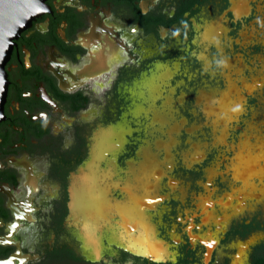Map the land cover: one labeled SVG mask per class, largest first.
I'll return each mask as SVG.
<instances>
[{
	"label": "flooded vegetation",
	"instance_id": "af4514ba",
	"mask_svg": "<svg viewBox=\"0 0 264 264\" xmlns=\"http://www.w3.org/2000/svg\"><path fill=\"white\" fill-rule=\"evenodd\" d=\"M33 1L36 15L12 40L4 65L0 264H264L262 209L241 220L233 218L231 209L219 212L232 196L250 200L242 174L264 152V130L231 154L237 165L229 176L232 187L225 186L203 204L201 198L187 200L194 221L201 220L204 207L227 221L217 237L213 227L208 239L192 235L191 247V235L176 220V201L166 200V209L158 203L166 193L158 181L166 179L162 161L171 143L169 132H160L159 141L147 147L127 136L122 147L119 125L134 106L162 125L174 112L163 99L182 90L188 106L204 97L215 106L211 109L231 112L225 108L232 103L227 79L239 77L236 68L244 58L264 55L261 45L238 48L234 42L255 17L254 3ZM200 54L210 55L216 75L209 85L218 81L215 92L203 84L209 75L203 72ZM181 118L190 120L189 111ZM107 136L110 146L103 141ZM207 162L190 171L193 176L172 173L168 179L199 178ZM151 163L158 167L153 171L157 176L150 174ZM139 223L163 248L162 257L128 248V236L142 238ZM173 238L179 247H173Z\"/></svg>",
	"mask_w": 264,
	"mask_h": 264
},
{
	"label": "rangeland",
	"instance_id": "374dc122",
	"mask_svg": "<svg viewBox=\"0 0 264 264\" xmlns=\"http://www.w3.org/2000/svg\"><path fill=\"white\" fill-rule=\"evenodd\" d=\"M250 1L254 3L255 17L240 32L234 42L238 44V48L245 44H257L261 45L264 50V0ZM209 56L208 54L199 55L203 61V72L209 75V78L205 75L203 84L206 88H210L212 92H215V89H218L219 86L216 85L218 81L209 85L216 75V71L209 63ZM242 62V65L236 68L238 72L240 71L238 73L239 77L235 78L234 81L228 78L230 81L227 79L226 82L228 87L231 88L229 96L232 97V103L225 106V108L232 111L224 113L225 115L211 109L215 106L209 105V100L204 97H199L200 99L193 106H188V97L182 90L177 97L172 95L165 98V100L163 99V103L167 105V108L174 110V112L170 116L167 115L168 117L162 125L154 124L150 121L149 114L144 108L140 109L135 106L132 110L125 111L121 122H119L123 133L121 136L122 147L127 143V136L129 137L128 141L132 139V141L140 143L141 146L147 147L148 143L159 141L160 132H169L171 143L168 147V155L162 161V167L165 169L163 176L166 179H157L160 182V187H164L166 193L164 198L158 199V203L163 205V209H166V200L170 202L171 199H174L176 201V220L182 223L181 227L185 225V231L188 235H191V247L195 244L192 235L197 234L201 238L208 239L207 231L213 227L212 234L217 237L220 234V229L226 226L227 221L221 218L223 215H217V212L214 213L209 207H204L200 213L201 220L195 219L194 221L196 217L191 213L192 209L187 207L189 203L187 200L190 199V202L193 201L192 203H194L195 200L201 198L203 204L207 198H211L214 194L218 196L222 190H225V186L230 187L232 178L229 176H232L231 173L237 167L236 162L231 161L233 159L231 157H234L231 154L235 151V147H238L241 143L245 145L250 135L252 136L257 131L264 130V55L260 53L248 56ZM246 73L249 76L245 75ZM137 97L142 99L140 96ZM215 101H218V99L215 98L213 102ZM133 103H136L134 99ZM185 111H189L191 118L183 122L181 117ZM179 118L181 120L177 122ZM181 129L185 131L184 135H182ZM103 141L107 146L111 145L109 136L104 138ZM262 154H259L257 158L255 170L258 174L252 175V177L256 176L258 180H250L251 176H249L243 189L247 192L250 200L247 203L241 202L238 196L235 195L231 197L232 200H229L227 204L220 205V211H217L226 213L228 209H231L233 218L241 220L253 216L258 213V210L261 211L262 209L261 216L264 219V152ZM205 161L208 162L205 166H202L203 170L199 178L180 177V180L176 182H170L168 179L172 173H175L174 176H193L190 171L197 170L198 165H202ZM157 168V165L150 164L149 170L152 176H157L153 173ZM196 192L200 195L197 196ZM233 192L230 195H233ZM222 196L223 194H221ZM229 204L232 205L229 207ZM206 208L208 211H206ZM177 224L175 222L172 225L176 228ZM92 229L94 228L87 229V232ZM179 244L176 238H173V247L177 248ZM106 247L110 252L113 251L110 244Z\"/></svg>",
	"mask_w": 264,
	"mask_h": 264
},
{
	"label": "water",
	"instance_id": "95a60500",
	"mask_svg": "<svg viewBox=\"0 0 264 264\" xmlns=\"http://www.w3.org/2000/svg\"><path fill=\"white\" fill-rule=\"evenodd\" d=\"M35 15L36 3L33 0H0V119L7 89L4 65L10 54L12 40Z\"/></svg>",
	"mask_w": 264,
	"mask_h": 264
},
{
	"label": "bare ground",
	"instance_id": "6f19581e",
	"mask_svg": "<svg viewBox=\"0 0 264 264\" xmlns=\"http://www.w3.org/2000/svg\"><path fill=\"white\" fill-rule=\"evenodd\" d=\"M210 33V32H209ZM226 110V109H225ZM248 135V134H247ZM244 137V136H243ZM258 139V138H257ZM246 143V142H245ZM254 147V146H253ZM260 152V150H259ZM252 155V154H251ZM263 156V154H262ZM254 157V156H253ZM257 156L256 158H253L252 159V163L248 166V168L244 171V173L242 174V179L244 181V184L245 182L247 183L248 180L247 178L249 176L252 177V175H257L258 173L256 172L257 170L256 167H257ZM244 159V158H243ZM148 163V162H147ZM146 164V163H145ZM242 164V163H241ZM141 165V164H140ZM149 165V164H148ZM143 166V165H142ZM261 168V167H260ZM262 170V169H261ZM131 173V172H130ZM136 173V172H135ZM134 173V174H135ZM145 173V172H144ZM132 174V173H131ZM143 174V173H142ZM135 176V175H134ZM139 177V175H138ZM154 178V177H153ZM260 178V177H259ZM137 179V178H136ZM135 179V180H136ZM149 179V178H148ZM155 179V178H154ZM264 181V180H263ZM133 182V181H132ZM137 182V181H136ZM142 182V181H141ZM144 183V182H143ZM150 183V182H149ZM152 183V182H151ZM138 184V182H137ZM156 186V185H155ZM143 188V187H142ZM258 193V192H257ZM161 199V198H160ZM231 200V199H230ZM241 200V199H240ZM231 203V202H230ZM91 205V204H90ZM133 206V205H132ZM94 207V206H93ZM152 207V206H151ZM101 208V207H100ZM134 208V207H133ZM109 209V207H108ZM125 210V209H124ZM121 211V210H120ZM119 211V212H120ZM117 212V211H116ZM141 212V211H140ZM132 213V212H131ZM110 214V213H109ZM135 215V214H134ZM107 217V216H106ZM139 217V216H138ZM100 218V217H99ZM132 218V217H131ZM137 218V217H136ZM123 219V218H122ZM129 219V218H128ZM137 220V219H136ZM126 221V220H125ZM121 222V221H120ZM143 222V221H142ZM110 223V222H109ZM134 224V223H133ZM132 224V225H133ZM209 224V223H208ZM141 228V232H142V238L141 239H131L129 238L128 236V248L133 251V252H136V253H139V254H145V255H148V256H151L153 258H160L162 257V253L164 252L163 248L162 247H159L158 245H156V243H154L151 238H150V235H149V230L147 227H145L143 224H138ZM138 225H136L138 227ZM123 226V225H122ZM135 227V226H134ZM116 228V227H115ZM131 228V227H130ZM135 230V229H134ZM128 232V231H127ZM151 232V231H150ZM120 233V232H119ZM126 234V233H125ZM124 234V235H125ZM128 234V233H127ZM129 235V234H128ZM153 236V235H152ZM151 236V237H152ZM126 240V239H125ZM100 241V239H99ZM161 244V243H160ZM163 244V243H162ZM213 244V243H212ZM97 245V244H96ZM127 245V244H126ZM163 246V245H162ZM168 256V255H167Z\"/></svg>",
	"mask_w": 264,
	"mask_h": 264
}]
</instances>
